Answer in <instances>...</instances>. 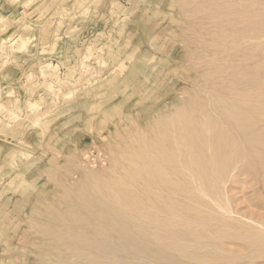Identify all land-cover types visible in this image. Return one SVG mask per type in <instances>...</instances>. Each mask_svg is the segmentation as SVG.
I'll return each instance as SVG.
<instances>
[{
    "label": "rangeland",
    "instance_id": "1",
    "mask_svg": "<svg viewBox=\"0 0 264 264\" xmlns=\"http://www.w3.org/2000/svg\"><path fill=\"white\" fill-rule=\"evenodd\" d=\"M0 43V264H264V0H0Z\"/></svg>",
    "mask_w": 264,
    "mask_h": 264
},
{
    "label": "bare ground",
    "instance_id": "2",
    "mask_svg": "<svg viewBox=\"0 0 264 264\" xmlns=\"http://www.w3.org/2000/svg\"><path fill=\"white\" fill-rule=\"evenodd\" d=\"M244 40H245V38H244ZM251 40H252V39H251ZM208 41H209V40H208ZM208 41L206 40V42H208ZM210 41H211V40H210ZM210 41H209V43H210ZM124 44H125V43H123V45H124ZM213 44H214V43H213ZM0 45H1V43H0ZM23 45H25V41L23 42ZM218 46H219V45H218ZM224 46H225V45H224ZM218 49H219V47H218ZM220 50H221V49H220ZM227 51H228V50H227ZM153 55H155V54H153ZM151 61H152V59H151ZM102 62H103V61H102ZM103 63H104V62H103ZM103 63H102V64H103ZM126 65H127V64H126ZM217 69H218V68H217ZM209 73H210V72H209ZM122 74H123V72H122ZM207 74H208V73H207ZM218 74H219V73H218ZM209 75H210V74H209ZM32 77H33L32 74H29V76H28V80H27L28 83L31 81ZM210 78H211V77H210ZM240 81H241V80H240ZM221 82H222V81H221ZM214 83H215V82H214ZM216 83H218V82H216ZM218 84L220 85V83H218ZM211 85H212V84H211ZM251 85H252V84H251ZM238 86H240V85H238ZM211 88H212V87H211ZM228 88H229V87H228ZM253 88H254V87H253ZM207 89H208V88H207ZM209 89H210V88H209ZM234 89H235V88H234ZM234 89H233V90H234ZM222 90H224V89H222ZM237 90H238V89H237ZM194 91H195V90H194ZM209 91H210V90H209ZM228 91H229V90H228ZM238 91H239V90H238ZM197 92H198V91H197ZM207 92H208V91H207ZM219 92H220V90H219ZM209 93H210V92H209ZM198 94H199V93H198ZM213 94H214V93H213ZM255 94H256V93H255ZM196 95H197V94H196ZM220 95H221V100H220V101L222 102L221 105H222V107H224V108L226 107L225 109H228L227 106L230 104V102H238L239 100L236 101L237 98H238V97H240V98L242 97V95L240 96V93H238V92L235 91V90H234L232 93H225V94H224V93H221ZM248 95H249V94H248ZM205 96H206V95H205ZM208 96H209V95H208ZM212 96H213V95H212ZM243 96H244V95H243ZM189 97H190V96H189ZM197 97H198V96H197ZM197 97H196V98H197ZM219 97H220V96H219ZM245 97H246V96H244V98H245ZM258 97H259V96H258ZM212 98H213V97H212ZM203 99H204V98H203ZM218 99H220V98H218ZM195 100H196V99H195ZM197 100H198V99H197ZM213 100L215 101V99H213ZM198 101H199V100H198ZM211 101H212V100H211ZM218 101H219V100H218ZM241 101H243L242 98H241ZM244 101H245V99H244ZM262 101H263V100H262ZM212 102H213V101H212ZM259 102H260V101H259ZM187 103H188V102H187ZM192 103H194V102H192ZM198 103L200 104V102H198ZM209 103H210V102H209ZM219 103H220V102H219ZM239 103H240V101H239ZM212 104H213V103H212ZM262 104H263V103H262ZM151 105H152V104H151ZM187 105H188V104H187ZM194 105H195V103H194ZM184 106H185V105H184ZM195 106H196V105H195ZM215 106H216V103H215ZM215 106H214V107H215ZM230 106H231V104H230ZM263 106H264V105H263ZM180 107H181V106H180ZM180 107H179V109H180ZM210 107H211V106H210ZM222 107H221V108H222ZM169 108H170V107H169ZM197 108H198V107H197ZM229 108H230V107H229ZM179 109H178V111L181 110V109H180V110H179ZM214 109H215V108H214ZM193 110H194V109H193ZM199 110H200V109H199ZM215 110H216V109H215ZM219 110H220V109H219ZM174 111H175V109H174ZM178 111H177V112H178ZM182 111H184V109H183ZM187 111H188V110H187ZM223 111H224V110H223ZM230 111H231V110H230ZM175 112H176V111H175ZM180 112H181V111H180ZM188 112H189V111H188ZM228 112H229V111H228ZM217 113H218V112H217ZM219 113H221V111H219ZM222 113H223V112H222ZM222 113H221V114H222ZM224 113H227V111L224 112ZM171 114H172V112H171ZM178 114H181V115H182V113H178ZM201 114H202V113H201ZM221 114H220V115H221ZM228 114H229V115H228ZM228 114H227V115H226V114H223L222 116H220V117H221V118H220L221 121H219L220 124H222V122H224V123H226V124H229V123H230V122H229V117H232V118H233V115H231V112L228 113ZM166 115H167V113H166ZM173 115H174V114H173ZM176 115H177V113H176ZM183 115H185V113H184ZM189 115H190V114H189ZM249 115H250V114L248 113V116H249ZM190 116H191V115H190ZM190 116H189V117H190ZM242 116H243V114H242ZM170 117H171V116H170ZM177 117H179V115H177ZM204 117H205V116H203V118H204ZM180 118H181V117H180ZM218 118H219V117H218ZM178 119H179V118H178ZM215 119H217V118H215ZM233 119H234V118H233ZM172 120H173V119H172ZM217 120H218V119H217ZM173 121H174V120H173ZM184 121H185V120H184ZM194 121H195V120H194ZM194 121H192V122H194ZM249 121H250V120H249ZM185 122H186V121H185ZM189 122H190V120H189ZM199 122H200V121H199ZM199 122H198V123H199ZM234 122H236V121H234ZM243 122H244V121H243ZM245 122H246V121H245ZM258 122H259V121H258ZM186 123H187V122H186ZM215 123L217 124V122H215ZM170 124H171V123H170ZM188 124H189V123H188ZM188 124H186V125H188ZM201 124H202V123H201ZM171 125H172V124H171ZM180 125H181V124H180ZM199 125H200V124H199ZM223 125H224V124H223ZM201 126H203V125H201ZM216 126H217V125H216ZM216 126H215V128L217 129ZM218 126H219V125H218ZM243 126H244V123L242 124V128H243ZM254 126H255V125H254ZM182 127H183V126H182ZM219 127H220V130H221V127L224 129V130L222 129L223 131L227 130L226 128H224L225 126H219ZM156 128H157V127H156ZM198 128H199V127H198ZM205 128H206V127H205ZM245 128H246V127H245ZM245 128H244V129H245ZM181 130H182V128H181ZM199 130H200V128H199ZM199 130H198V131H199ZM193 131H194V130H193ZM193 131H192V132H193ZM205 131H206V129H205ZM209 131H210V130H209ZM141 132H143V131H141ZM165 132H166V131H165ZM245 132H246V131H245ZM245 132H244V133H245ZM137 133H138V132H137ZM148 133H149V132H148ZM163 133H164V132H163ZM204 133H205V132H204ZM209 133H210V132H209ZM211 133H212V132H211ZM221 133H222V132H221ZM143 134H144V133H143ZM193 134H194V133H193ZM216 134L218 135V134H220V132H219V133L216 132ZM223 134H224V136H225V135L227 134L226 131H225V133L223 132ZM223 134H222V135H223ZM240 134H241V133H240ZM138 135H139V133H138ZM145 135H146V134H145ZM210 135H211V134H210ZM213 135H214V134H213ZM222 135H220V136H222ZM140 136H141V135H140ZM163 136H164V134H163ZM178 136H179V134H178ZM202 136H203V135H202ZM138 137H139V136H138ZM142 137H143L142 139L145 138L144 135H143ZM185 137H186V136H185ZM222 137H223V136H222ZM225 137H227V136H225ZM194 138H195V136H194ZM156 139H157V138H156ZM172 139H173V138H172ZM185 139H186V138H185ZM207 139H208V138H207ZM207 139H206V140H207ZM211 139H213V138H211ZM211 139H210V140H211ZM214 139H215V138H214ZM214 139H213V141H214V143H215L216 140H214ZM216 139H218V143L220 144L221 139H220V138H216ZM219 139H220V140H219ZM181 140H182V138H181ZM183 140H184V139H183ZM223 140L225 141L226 138L223 139ZM138 141H139V140H138ZM153 141H154V139H153ZM151 142H152V141H151ZM176 142H178V141H176ZM182 142H183V141H182ZM197 142H198V141H197ZM216 142H217V141H216ZM225 142H227V141H225ZM225 142H224V143H225ZM228 142H230V141H228ZM139 143H140V142H139ZM144 143H145V141H144ZM160 143H161V142H160ZM174 143H175V142H174ZM185 143H186V141H185ZM198 143H199V142H198ZM205 143H206V142H205ZM230 143H231V144L229 145V147L227 146V147L229 148L228 151L231 149L230 146H231L234 142H233V143L230 142ZM209 144H210V143H209ZM228 144H229V143H228ZM175 145H177V144H175ZM181 145H182V144H181ZM198 145H199V144H198ZM214 145H215V144H214ZM221 145H222V143L220 144V146L218 145V146H219L218 148H220V147L222 148ZM140 146H142V145L140 144ZM158 146H160V145H158ZM164 146H165V145H164ZM166 146H167V145H166ZM225 146H226V144H225ZM232 146H234V145H232ZM160 147H161V146H160ZM216 147H217V146H216ZM216 147H215V149H217ZM223 147H224V145H223ZM141 148H142V147H141ZM148 148H149V147H148ZM151 148H152V147H151ZM156 148H157V147H156ZM184 148H185V147H184ZM221 148H220V151H221ZM224 148L226 149V147H224ZM224 148H222V149H224ZM232 148H233V147H232ZM143 149H144V148H143ZM143 149H141V150H143ZM212 149H213V148H212ZM155 150H157V149H155ZM177 150H178V149H177ZM192 150H193V149H192ZM194 150H195V149H194ZM231 150H232V149H231ZM143 151H144V150H143ZM170 151H171V150H170ZM178 151H179V150H178ZM181 151H182V150H181ZM216 151H217V150H216ZM218 151H219V150H218ZM152 152H153V151H152ZM155 152H156V151H155ZM160 152H161V151H160ZM172 152H173V149H172ZM172 152H171V154H172ZM179 152H180V151H179ZM179 152H178V153H179ZM214 152H215V150L213 151V153H214ZM156 153H158V152H156ZM163 153H164V152H163ZM174 153H175V149H174ZM222 153H224V152H222ZM229 153H230V152H229ZM231 153H232V152H231ZM252 153H253V152H252ZM137 154H138V153H137ZM215 154H216V153H214V155H215ZM225 154L228 155L226 152H225ZM144 155H145V153H144ZM197 155H198V154H197ZM214 155H213V156H214ZM221 155H222V154H221ZM221 155H220V157H221ZM223 155H224V154H223ZM155 156H156V155H155ZM161 156H162V155H161ZM182 156H183V155H182ZM184 156H185V155H184ZM189 156H190V155H189ZM217 156L219 157V154H218V153H217L216 157H217ZM224 156H225V155H224ZM224 156H222V157H223V159H225V163H226V158H224ZM158 157H159V156H158ZM218 157H217V158H218ZM222 157H221V160H223ZM226 157H229V156H226ZM153 158H155V157H153ZM159 158H160V157H159ZM175 158H176V154H175ZM189 158H190V157H189ZM217 158H215V159H217ZM249 158H250V157H249ZM250 159H251V158H250ZM147 160H148V159H147ZM217 160H218V159H217ZM217 160H216V162H217ZM219 160H220V159H219ZM219 160H218V161H219ZM221 160H220V161H221ZM163 161H164V160H163ZM189 161H190V160H189ZM149 162H150V161H148V163H149ZM179 162H180V160H179ZM195 162H196V161H195ZM222 162H223V161H222ZM188 163H189V162H188ZM207 163H208V162H207ZM217 163H218V162H217ZM169 164H170V163H169ZM169 164H168V165H169ZM171 164H172V163H171ZM171 164H170L169 166H171V169L174 168V169L176 170L174 173L177 174L176 176H179V168H176L175 164H173V166H172ZM184 164H186V161H185V160L182 161V165H183L184 167H186V165H184ZM194 164H195V163H194ZM221 164H223V163H221ZM155 165H156V164H155ZM207 165H209V164H207ZM190 166H191V165H190ZM195 166H196V165H195ZM211 166H212V165H211ZM154 167H155V166H154ZM167 167H168V166H167ZM138 168H139V167H138ZM146 168H147V167H146ZM148 168H149V167H148ZM152 168H153V167H152ZM157 168H158V167L156 166V169H157ZM134 169H135V168H134ZM181 169H182V168H181ZM184 169H185V168H184ZM191 169H192V168H191ZM136 170H137V169H136ZM157 170H159V169H157ZM157 170H156V171H157ZM192 170H193V169H192ZM134 171H135V170H134ZM146 171H148V170H146ZM149 171H150V170H149ZM154 171H155V170H154ZM182 171H183V170H182ZM185 171H186V170H185ZM137 172H138V170H137ZM158 172H160V170H159ZM164 173H165V172H164ZM191 173H192V172H191ZM191 173H190V174H191ZM194 173H195V172H194ZM210 173H211V172H210ZM135 174H136V173H135ZM195 174H196V173H195ZM195 174H192V175H195ZM133 175H134V174H133ZM141 175H142V174H141ZM141 175L139 174V176H141ZM180 175H181V173H180ZM218 175H219V174H218ZM137 176H138V175H137ZM167 176H168V175H167ZM183 176H186V175H183ZM210 176H211V175H210ZM127 177H128V176H127ZM152 177H154V176H152ZM161 177H164V181H163V182L161 181V182H162V183H164V182L166 183V188H167L166 190H167V191H169V192H173L174 194L177 193V191H183V190H180V189H179V186L177 185L178 183H176V182H178V181L174 182L175 180H173L172 177H171V178H168V179H165V176H162V175H161ZM161 177H160V178H161ZM206 177H207V176H206ZM166 178H167V177H166ZM175 178H176V177H175ZM177 178H178V177H177ZM177 178H176V179H177ZM183 178H184V177H183ZM185 178H186V177H185ZM199 178H200V176H199ZM199 178H198V179H199ZM198 179H197V180H198ZM124 180H125V179H124ZM124 180H123V181H124ZM158 180H160V179H158ZM162 180H163V178H162ZM191 180H192V177H191ZM215 180H216V179H215ZM196 182H198V181H196ZM196 182H195V183H196ZM201 182H202V181H201ZM208 182H209V181H208ZM212 182H213V181H212ZM128 183H129V182H128ZM146 183H147V182H146ZM155 183H156V181H155ZM180 183H181V181H180ZM183 183H185V182H182V184H183ZM202 183H203V182H202ZM202 183H201V184H202ZM199 184H200V183H199ZM201 184H200V185H201ZM209 184H210V183H209ZM209 184H208V185H209ZM145 185H146V184H145ZM179 185H180V184H179ZM146 186H148V188H149V185H146ZM162 186H165V185H162ZM183 186H184V185H183ZM202 186H203V185H202ZM209 186H210V185H209ZM153 187H154V186H153ZM184 187H185V186H184ZM196 187H197V186H196ZM181 188H182V187H181ZM152 189H153V188H152ZM182 189H183V188H182ZM186 189H187V188H186ZM194 189H195V188H194ZM204 189H206V188H204ZM210 189H211V188H210ZM148 190H149V189H148ZM200 190H201V189H200ZM195 191L198 192L196 189H195ZM195 191H194V192H195ZM202 191H203V190H202ZM211 191H212V190H211ZM213 191H214V190H213ZM146 192H147V191H146ZM148 192H149V191H148ZM188 192H189V191H188ZM194 192H193V195H194ZM204 192H205V191H204ZM161 193H162V192H161ZM200 193H201V192H200ZM200 193H198V194H200ZM144 194H145V193H144ZM148 194H149V193H148ZM165 194H166V193H165ZM165 194H164V195H165ZM195 194H197V193H195ZM198 194H197V197L199 196ZM215 194H216V193H215ZM145 195H146V194H145ZM179 195H180V193H179ZM189 195H190V194H189ZM200 195H201V194H200ZM165 196H166V195H165ZM183 196H184V195H183ZM206 196H207V195H206ZM148 197H149V196H148ZM148 197H147V198H148ZM166 197H167V196H166ZM187 197H188V196H187ZM173 198H175V197H173ZM191 198H192V197H191ZM153 199H154V198H153ZM170 199H171V198H170ZM141 200H142V199H141ZM171 200H173V199H171ZM176 201H177V200H176ZM191 201H192V200H191ZM196 201H198V200H196ZM148 202H149V201H148ZM164 202H165V201H164ZM179 202H181V201H179ZM141 203L143 204V202L140 201V204H141ZM193 203H195V202H193ZM189 204H190V203H189ZM163 205H164V204H163ZM173 205H174V204H173ZM192 205H193V204H192ZM149 206H150V205H149ZM149 206H148V207H149ZM166 206H168V204H167ZM174 206H175V205H174ZM185 206H186V208H189V207H187L186 203H185ZM150 207H151V206H150ZM159 207L161 208L162 206H159ZM198 207H199V205H198ZM173 208H174V207H173ZM182 209H183V207H182ZM184 209H185V207H184ZM192 209H193V208H192ZM154 210H155V209H154ZM186 210H187V209H185V211H186ZM193 210H194V209H193ZM148 211H149V210H148ZM158 211H159V210H158ZM196 211H197V210H196ZM146 212H147V211H146ZM179 212H180V211H179ZM198 212H199V211H198ZM152 213H153V212H152ZM160 213H162V212H159V214H160ZM163 213H164V212H163ZM169 213H170V212H169ZM175 213H176V212H175ZM175 213H174V214H175ZM170 214H171V213H170ZM177 214H178V213H177ZM187 214H188V213H187ZM151 215H152V214H151ZM144 216H145V215H144ZM183 216H184V215H183ZM181 217H182V216H181ZM192 217H193V216H192ZM198 217H199V216H198ZM198 217H197V218H198ZM212 217H213V216H212ZM187 218H188V217H187ZM208 218H209V217H208ZM208 218H207V219H208ZM149 219H150V218H149ZM151 219H152V218H151ZM160 219H161V218H160ZM191 219H192V218H191ZM193 219H194V218H193ZM195 220H196V219H195ZM187 221H188V220H187ZM142 222H144V221H142ZM150 222H151V221H150ZM152 222H153V221H152ZM152 222H151V224H149V226L152 225ZM157 222H159V221H157ZM195 222H196V221H195ZM174 223H175V222H174ZM188 223H190V222H188ZM153 224H154V226H155L156 223L154 222ZM167 224H169V223L167 222ZM171 224H172V223H171ZM197 224H198V223H197ZM164 225H166V224H164ZM164 225H163V226H164ZM194 225H195V223H194ZM158 226H159V225H158ZM180 226H182V225H180ZM185 226H187V225H185ZM214 226H215V225H214ZM170 227H171V226H170ZM190 227H191V223H190ZM211 227H212V226H211ZM153 228H155V227H153ZM163 228H165V227H163ZM171 228H173V227H171ZM182 228H183V227H182ZM184 228H185V227H184ZM157 229H158V228H157ZM166 229H167V228H166ZM187 229H189V228H187ZM160 230H161V229H160ZM185 230H186V229H185ZM217 230H218V229H217ZM162 231H163V230H162ZM168 231H169V230H168ZM174 231H175V230H174ZM182 231H183V230H182ZM154 232H155V231H154ZM158 232H159V231H158ZM160 232H161V231H160ZM164 232H165V231H164ZM166 232H167V231H166ZM184 232H185V231H184ZM188 232H189V231H188ZM155 233H156V232H155ZM182 233H183V232H182ZM155 235H156V234H155ZM186 235H187V234H186ZM189 236H190V235H189ZM150 237H152V236H150ZM153 238H154V237H153ZM172 238H173V237H172ZM178 238H179V237H178ZM145 239H146V238H145ZM187 239H188V238H187ZM154 240H156V239L154 238ZM159 241H160V240H159ZM155 242H156V241H155ZM185 242H186V241H185ZM158 243H159V242H158ZM172 243H174V242H172ZM159 244H160V243H159ZM150 246H151V245H150ZM171 246H172V245H171Z\"/></svg>",
    "mask_w": 264,
    "mask_h": 264
}]
</instances>
